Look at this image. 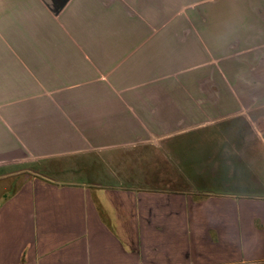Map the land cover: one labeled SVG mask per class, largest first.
<instances>
[{"label": "crops", "instance_id": "0c3cea01", "mask_svg": "<svg viewBox=\"0 0 264 264\" xmlns=\"http://www.w3.org/2000/svg\"><path fill=\"white\" fill-rule=\"evenodd\" d=\"M206 3L0 0V223H11L0 264H264L260 200L209 206L172 190L97 186L75 198L77 186L40 171L62 166L33 167L238 118L264 131V102L240 98L264 96V74L246 87L223 80L242 78L237 63L247 62L225 55L264 46V0H233L232 22L204 21ZM248 59H264V47ZM244 108L206 122L209 110Z\"/></svg>", "mask_w": 264, "mask_h": 264}, {"label": "rangeland", "instance_id": "374dc122", "mask_svg": "<svg viewBox=\"0 0 264 264\" xmlns=\"http://www.w3.org/2000/svg\"><path fill=\"white\" fill-rule=\"evenodd\" d=\"M201 1L207 2L205 9L208 11V20L204 21L214 22L215 18H220V21L232 22L233 0ZM206 15V12H203V16ZM260 42L253 40L240 44L236 48V53L225 55L228 59L247 61L237 63L242 67L244 74L240 79L223 71L225 87H246L251 85L252 79L259 80L262 77L264 59L261 61L248 59L253 51H261L264 47L263 42ZM219 56L220 53L216 55ZM216 64L209 65V70ZM259 81V85L264 87V79ZM240 98L245 104L264 102V96L255 95L250 91L243 93ZM243 112L250 111H227L224 116H219L218 113L209 110L206 122L214 123L228 118V115ZM194 128L193 126L186 130ZM40 163L33 167L46 168L57 164L62 166V171H57L59 173L49 169L40 171L48 177L77 186L75 198L84 193L82 191L84 187L97 186L102 189L172 190L201 200L209 206L215 205L217 200L220 204L223 201L229 206L233 204L244 206L249 200L254 199L264 202V131L246 118L207 126L184 135L166 136L140 149H108L88 154H71L62 159L45 160ZM87 191L92 192L93 189ZM23 210L24 208L20 211ZM22 216L25 221V214ZM8 224L11 223L1 222L0 229ZM1 242L5 243L6 240L1 239ZM154 246L160 247L156 244ZM221 264L233 263L225 260Z\"/></svg>", "mask_w": 264, "mask_h": 264}]
</instances>
